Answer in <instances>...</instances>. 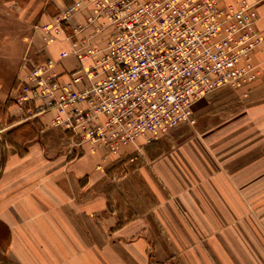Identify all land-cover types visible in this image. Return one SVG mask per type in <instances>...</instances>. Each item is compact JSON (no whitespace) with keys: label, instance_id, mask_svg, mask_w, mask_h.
<instances>
[{"label":"crops","instance_id":"obj_1","mask_svg":"<svg viewBox=\"0 0 264 264\" xmlns=\"http://www.w3.org/2000/svg\"><path fill=\"white\" fill-rule=\"evenodd\" d=\"M52 1L49 14L0 0V259L264 264V79L200 99L194 125L149 143L138 138L118 154L89 151L50 124L52 112L32 115L13 101L30 61L68 49L63 40L41 44V25L73 0ZM247 1L264 33V2ZM252 62L264 68V52ZM75 64L68 56L57 70Z\"/></svg>","mask_w":264,"mask_h":264},{"label":"built area","instance_id":"obj_2","mask_svg":"<svg viewBox=\"0 0 264 264\" xmlns=\"http://www.w3.org/2000/svg\"><path fill=\"white\" fill-rule=\"evenodd\" d=\"M257 21L247 0H73L40 27L43 46L63 40L68 49L30 61L13 101L32 115L52 112L50 124L75 144L118 154L194 125L193 105L213 91L264 79L252 62L264 52ZM68 56L75 67L58 71Z\"/></svg>","mask_w":264,"mask_h":264},{"label":"rangeland","instance_id":"obj_3","mask_svg":"<svg viewBox=\"0 0 264 264\" xmlns=\"http://www.w3.org/2000/svg\"><path fill=\"white\" fill-rule=\"evenodd\" d=\"M262 2H264V0H262ZM15 3L19 7H22V8L28 7L30 9H33V8L37 7V5H40L43 9V12H46L49 14H52V12L55 10L54 9V3L52 0H16ZM1 137H3L2 133H0V138Z\"/></svg>","mask_w":264,"mask_h":264},{"label":"water","instance_id":"obj_4","mask_svg":"<svg viewBox=\"0 0 264 264\" xmlns=\"http://www.w3.org/2000/svg\"><path fill=\"white\" fill-rule=\"evenodd\" d=\"M0 262H4V263H7V264H17V263H14V262L6 260V259H0Z\"/></svg>","mask_w":264,"mask_h":264}]
</instances>
